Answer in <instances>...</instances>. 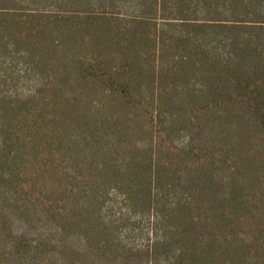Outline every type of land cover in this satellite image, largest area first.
<instances>
[{
    "label": "trees",
    "instance_id": "16d2710c",
    "mask_svg": "<svg viewBox=\"0 0 264 264\" xmlns=\"http://www.w3.org/2000/svg\"><path fill=\"white\" fill-rule=\"evenodd\" d=\"M0 264H264V0H0Z\"/></svg>",
    "mask_w": 264,
    "mask_h": 264
}]
</instances>
